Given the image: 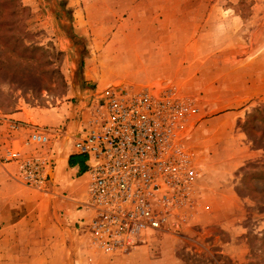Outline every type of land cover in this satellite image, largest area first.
Here are the masks:
<instances>
[{
	"label": "rangeland",
	"instance_id": "obj_1",
	"mask_svg": "<svg viewBox=\"0 0 264 264\" xmlns=\"http://www.w3.org/2000/svg\"><path fill=\"white\" fill-rule=\"evenodd\" d=\"M21 2L27 8L23 24L31 34L16 53L0 46V64L7 61L0 69V141L9 138V127L2 128L7 115L23 107L50 110L58 117L51 128L59 134L46 153H24L36 146L10 148L36 157L66 152L73 134L90 130L86 119L93 93L126 83L105 82L101 76L122 66L119 56L125 39L117 34L141 24L151 32V27L156 33L165 31V39L156 40L159 45L154 49L161 47L172 55V69L181 65L180 79L170 75L149 84L168 80L197 102L193 142L204 174L195 187V208L180 230L150 235L137 248L117 254L89 246L87 237L80 235L83 219L77 229H70L68 219L78 207L73 202L78 197L69 189L60 193L48 181L39 188L43 206L37 209L43 210L44 218L39 220L35 211V219L22 228L0 234V264H100L106 259L138 260L137 264H264V179L258 178L264 149L243 128L248 114L264 105V0ZM24 45L35 48L27 50ZM4 144L1 155L9 162V145ZM53 166L48 172L52 179ZM85 176L80 179L88 181L90 175ZM5 235L8 239L3 241Z\"/></svg>",
	"mask_w": 264,
	"mask_h": 264
},
{
	"label": "built area",
	"instance_id": "obj_2",
	"mask_svg": "<svg viewBox=\"0 0 264 264\" xmlns=\"http://www.w3.org/2000/svg\"><path fill=\"white\" fill-rule=\"evenodd\" d=\"M86 123L73 134V152L88 158L84 196L76 199L89 246L107 254L126 253L150 235L177 231L195 208L196 184L204 174L193 142L199 107L170 81L137 87L113 83L93 93ZM14 130L22 127L13 121ZM59 134L32 131L23 147H44ZM8 161L21 165L24 182L49 181L52 159L10 148Z\"/></svg>",
	"mask_w": 264,
	"mask_h": 264
},
{
	"label": "crops",
	"instance_id": "obj_3",
	"mask_svg": "<svg viewBox=\"0 0 264 264\" xmlns=\"http://www.w3.org/2000/svg\"><path fill=\"white\" fill-rule=\"evenodd\" d=\"M148 31L147 28L141 24L139 27L129 31H123L117 34L118 39H125L123 45V51L121 52L122 66L117 71L108 72L101 76L105 82H110L116 79V81H123L126 83H132L137 87L145 84L152 83L154 81L162 79L161 77L173 75L176 79H180L181 69L180 62L176 68H171L172 55L167 51H163L161 47L155 50L154 47L159 45L156 40H163L161 33L154 32V28ZM161 35L155 37L154 35ZM169 34H173L169 32ZM134 41V42H133ZM111 48H115L111 44ZM91 62L88 64V68L91 67ZM87 71L86 73H88ZM104 72V71H103ZM91 78H94V71L89 72ZM17 121L22 124L17 130L10 127L11 122ZM2 128L9 127V138L2 139L0 145L5 147L4 142L9 147H21L28 139L32 131L35 130H53L51 125H55L58 122V117L53 111H45L37 108L23 107L17 112L7 115L3 119ZM6 136V135H5ZM1 147V146H0ZM54 150V149H53ZM47 151V147H33L24 150V153L38 155L44 154ZM54 155V154H53ZM52 152L48 154L52 158L51 164H55L52 167L54 171V179L49 178V181L54 188L57 187L64 194L65 190L69 189L71 196H76L78 199L82 198L87 190L88 181H82V176L86 177L88 169V158L86 155L73 152L72 147H68L67 151L62 150L53 156ZM53 157H55L53 159ZM57 162V163H56ZM73 163V164H72ZM51 168H49L50 171ZM63 190V191H62ZM58 193V192H57ZM43 195L39 188H34L26 185L22 181L21 177V165L17 161H5L0 151V234H9V230H18L22 228L27 220L35 217H39V220L44 218L43 210L40 209V200ZM75 202V201H73ZM37 203V205L35 204ZM75 203L74 205H76ZM38 208V209H37ZM37 211V214H35ZM36 216H35V215ZM34 215V217H32ZM88 213L78 207H74L69 215V222L73 226H70L71 230L77 229L76 223L82 221L83 218H88ZM82 233L81 236H85L83 233V227H80ZM78 229V231H80ZM8 239V235L3 236V241ZM58 249V248H57ZM60 254V251L57 253ZM61 257H58L57 260ZM139 262H132V260L126 262L124 260H103L100 264H137Z\"/></svg>",
	"mask_w": 264,
	"mask_h": 264
},
{
	"label": "trees",
	"instance_id": "obj_4",
	"mask_svg": "<svg viewBox=\"0 0 264 264\" xmlns=\"http://www.w3.org/2000/svg\"><path fill=\"white\" fill-rule=\"evenodd\" d=\"M26 9L21 0H0V46L7 52L16 53L21 41L31 34L23 24ZM24 48L28 50L35 47L24 45ZM6 62H1L0 69ZM243 128L252 142L264 149V105L255 107L248 114ZM258 178L264 179V164L259 169Z\"/></svg>",
	"mask_w": 264,
	"mask_h": 264
}]
</instances>
